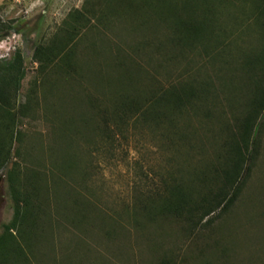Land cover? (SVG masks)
Returning a JSON list of instances; mask_svg holds the SVG:
<instances>
[{
  "label": "rangeland",
  "instance_id": "374dc122",
  "mask_svg": "<svg viewBox=\"0 0 264 264\" xmlns=\"http://www.w3.org/2000/svg\"><path fill=\"white\" fill-rule=\"evenodd\" d=\"M263 6L0 0V91L16 119L13 132H0L12 156L0 171V240L18 238L6 231L23 209L11 192L17 169L20 191H34L43 214L24 264H264V118L256 166L229 213L190 227L142 212L174 181L201 188L202 171L261 93ZM178 19L201 38L180 40ZM182 90L193 98L157 107L160 124L143 117L152 100Z\"/></svg>",
  "mask_w": 264,
  "mask_h": 264
},
{
  "label": "trees",
  "instance_id": "16d2710c",
  "mask_svg": "<svg viewBox=\"0 0 264 264\" xmlns=\"http://www.w3.org/2000/svg\"><path fill=\"white\" fill-rule=\"evenodd\" d=\"M260 17H264V6L260 10ZM189 21L185 23L180 20L178 21L179 24L177 23L178 30H180V34L182 35L180 40H183V42L185 39L186 41L192 39L195 41V39L201 38L197 32L193 33L195 28ZM210 27L209 24L202 23L203 30H210ZM210 35L212 36V34L204 33L202 34V38L206 37L205 39H209ZM64 48L63 46L51 49L52 56L57 57L59 54L61 55V53L65 52ZM66 56L67 54H65L64 58ZM47 60H49V57ZM22 79L23 75L19 77V81ZM260 91L261 93H257L255 99L248 106L250 108L248 114L241 121L240 119L238 120L237 131L229 132L227 139L222 145L220 158L216 163H211V167L209 166L207 170L202 171L201 179H199L202 187L193 189L189 184H177L174 181L170 188H168V194L158 198L157 205L154 202L149 207L147 205L143 209L142 212L150 221H153L156 217H174L185 220L190 227H196L207 218H210L206 224L211 225L216 219H220V216L229 213L235 207L244 191L251 172L256 166L259 156L260 120L264 118V87ZM193 96L185 91L183 92V90L181 93L168 91L165 95L152 100L151 105L147 109L149 112L142 115L145 119L147 117V120L150 118L147 121L148 123L157 121L156 124H160L158 119L161 116V112L159 111L160 113H158V110L161 109H157V107L173 102L175 107L180 109L184 102L190 97L193 98ZM9 106L10 99L2 89L0 91V132L4 128L6 136H8L7 132H13L16 125V119L13 118V115L9 111ZM122 106L127 107L129 105L125 102L122 103ZM139 107V105L132 106V108L130 107V111L134 113L140 112ZM1 136L0 133V171L12 159V156H10V143L9 141H3L7 137L2 139ZM17 137L19 141L21 132L17 133ZM195 176L199 178L198 173ZM9 177L12 183V197L13 199L18 198L20 200L19 202L23 205V209L16 212L11 225L6 227V231L17 229L18 238H3L0 240V264H14L15 261L16 263L19 262L21 264L22 262L24 264L27 260L25 250H33V240L34 238L37 239V237L33 236H38L36 234L39 228H36V223L33 222L38 218L37 215H43L41 214L42 207L34 191H30L27 194L20 191L23 183L19 180L20 175L17 169L12 170ZM36 211L39 213H36ZM212 216L213 218H211ZM41 228L43 231V227ZM161 264L171 263L163 261Z\"/></svg>",
  "mask_w": 264,
  "mask_h": 264
}]
</instances>
